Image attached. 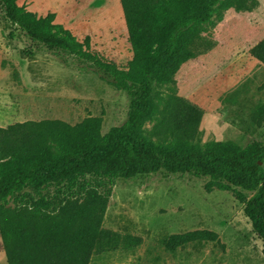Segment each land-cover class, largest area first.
Returning <instances> with one entry per match:
<instances>
[{
	"label": "trees",
	"instance_id": "obj_1",
	"mask_svg": "<svg viewBox=\"0 0 264 264\" xmlns=\"http://www.w3.org/2000/svg\"><path fill=\"white\" fill-rule=\"evenodd\" d=\"M253 1L120 0L133 51L120 68L91 50L89 35L79 40L54 22V12L39 15L18 0H0L3 18L31 41L90 63L130 97L127 119L106 133L97 116L75 124L42 119L0 126V239L7 264H89L93 255L140 245V236L103 227V217L117 178L160 170L208 176L206 191L231 192L264 255V143L202 142V109L175 93V74L202 52V33L225 10H249ZM249 53L264 65V37ZM251 118L264 122V103ZM218 237L193 229L170 234L165 247Z\"/></svg>",
	"mask_w": 264,
	"mask_h": 264
},
{
	"label": "rangeland",
	"instance_id": "obj_2",
	"mask_svg": "<svg viewBox=\"0 0 264 264\" xmlns=\"http://www.w3.org/2000/svg\"><path fill=\"white\" fill-rule=\"evenodd\" d=\"M18 3L39 15L54 12V22L79 40L89 35L91 50L105 61L126 68L132 59L120 0ZM202 36V52L175 74V93L203 111L201 141L264 143V122L258 126L251 118L264 103V65L249 53L264 37V0H254L249 10H225ZM129 99L90 63L31 41L3 18L0 8V126L42 119L75 124L97 116L106 133L125 122ZM208 179L164 170L117 178L102 226L140 236L142 243L93 255L89 264H264L262 241L242 203L229 191H206ZM193 229L214 230L219 240L189 242L175 250L165 247L170 234ZM0 264H7L1 239Z\"/></svg>",
	"mask_w": 264,
	"mask_h": 264
}]
</instances>
